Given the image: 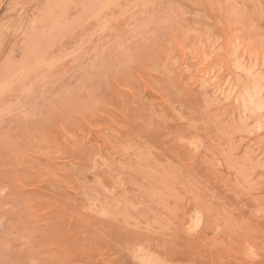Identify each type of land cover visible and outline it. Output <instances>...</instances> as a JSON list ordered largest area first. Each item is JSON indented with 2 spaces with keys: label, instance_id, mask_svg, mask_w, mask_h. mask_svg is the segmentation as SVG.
Returning <instances> with one entry per match:
<instances>
[{
  "label": "rangeland",
  "instance_id": "rangeland-1",
  "mask_svg": "<svg viewBox=\"0 0 264 264\" xmlns=\"http://www.w3.org/2000/svg\"><path fill=\"white\" fill-rule=\"evenodd\" d=\"M0 264H264V0H0Z\"/></svg>",
  "mask_w": 264,
  "mask_h": 264
}]
</instances>
